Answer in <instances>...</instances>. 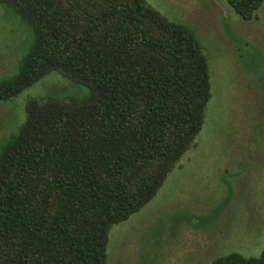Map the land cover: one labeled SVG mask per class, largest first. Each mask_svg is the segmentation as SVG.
I'll return each instance as SVG.
<instances>
[{
    "label": "trees",
    "instance_id": "trees-1",
    "mask_svg": "<svg viewBox=\"0 0 264 264\" xmlns=\"http://www.w3.org/2000/svg\"><path fill=\"white\" fill-rule=\"evenodd\" d=\"M226 1L249 21L264 0ZM0 4L32 39L17 73L0 77V102L51 72L89 92L27 103L1 153L0 264H107L110 229L155 197L202 128L206 57L190 28L144 0ZM210 264H264V244Z\"/></svg>",
    "mask_w": 264,
    "mask_h": 264
},
{
    "label": "rangeland",
    "instance_id": "rangeland-1",
    "mask_svg": "<svg viewBox=\"0 0 264 264\" xmlns=\"http://www.w3.org/2000/svg\"><path fill=\"white\" fill-rule=\"evenodd\" d=\"M144 1L194 32L207 60L211 98L199 134L155 197L110 229L107 264L257 257L264 244V1L249 21L226 0ZM31 44L24 22L0 4V77L17 73ZM88 95L86 87L51 72L0 102V155L25 122L27 103Z\"/></svg>",
    "mask_w": 264,
    "mask_h": 264
}]
</instances>
